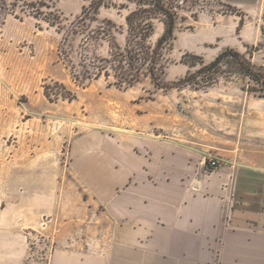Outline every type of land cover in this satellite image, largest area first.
I'll return each mask as SVG.
<instances>
[{"label": "rangeland", "instance_id": "1", "mask_svg": "<svg viewBox=\"0 0 264 264\" xmlns=\"http://www.w3.org/2000/svg\"><path fill=\"white\" fill-rule=\"evenodd\" d=\"M85 5V0H57L60 28L14 15L0 25V228L28 230L25 264L49 260L52 242L44 231H54L59 223L51 226L47 205L60 196L73 138L89 129L114 136L122 128L195 145L243 146L264 158V98L250 90L246 78L223 76L201 88L178 82L197 67L182 59L208 63L229 47L264 71V2L243 7L229 0H177L176 37L162 86L144 77L131 88L108 84L113 72L108 77L100 61L110 49L105 24L94 23L97 40L72 33ZM128 10L111 6L97 13L99 20L115 21L119 43L126 38L121 28ZM62 93L75 98L65 100ZM83 138H77L79 146Z\"/></svg>", "mask_w": 264, "mask_h": 264}, {"label": "crops", "instance_id": "2", "mask_svg": "<svg viewBox=\"0 0 264 264\" xmlns=\"http://www.w3.org/2000/svg\"><path fill=\"white\" fill-rule=\"evenodd\" d=\"M210 152L220 158L213 171ZM65 175L47 205L51 226L59 223L44 231L53 248L47 264H264L259 153L89 129L73 138ZM27 231L0 228V264L26 263Z\"/></svg>", "mask_w": 264, "mask_h": 264}, {"label": "trees", "instance_id": "3", "mask_svg": "<svg viewBox=\"0 0 264 264\" xmlns=\"http://www.w3.org/2000/svg\"><path fill=\"white\" fill-rule=\"evenodd\" d=\"M85 1L87 5L83 7L78 22L72 28V33L83 35L86 41H93L100 39L98 32H95L94 23L106 25L109 38L106 37L105 40L109 39L107 41H109L110 49L108 56L101 58L100 61L103 62L102 67L106 69L105 74L108 77L111 76L110 71L113 72L114 81L110 80L108 84L131 88L146 77L161 87L162 79L167 74L169 66L168 51L176 37L177 12L174 8H176L177 0ZM56 3L57 0H0V25L4 24L8 16L14 15L16 18L32 16L46 20L49 25L60 28L62 15L55 9ZM111 6L118 10L129 9L126 14L125 28H121L126 32L123 43H119L114 34L113 29H117L115 21L112 19L99 20L97 17L102 7ZM159 23H163V31L157 39H154ZM98 24L97 27H101ZM94 58L96 59L97 55L91 59ZM185 58L182 59L184 64L198 68L196 67L194 71H189L183 78H180L179 84L201 88L214 85L223 76L243 77L251 83L250 90L264 98V71L253 65L241 52L230 47L225 48L208 63L203 60L190 62ZM90 65L94 66L95 61L91 60ZM83 67L86 70L85 73L91 72L88 63ZM83 77L76 74L77 79ZM46 94L51 95L49 91ZM61 97L65 100L75 98L74 95L63 93Z\"/></svg>", "mask_w": 264, "mask_h": 264}, {"label": "built area", "instance_id": "4", "mask_svg": "<svg viewBox=\"0 0 264 264\" xmlns=\"http://www.w3.org/2000/svg\"><path fill=\"white\" fill-rule=\"evenodd\" d=\"M220 158L211 152L206 156L205 162L207 165L208 170L213 171L216 169L220 164Z\"/></svg>", "mask_w": 264, "mask_h": 264}]
</instances>
